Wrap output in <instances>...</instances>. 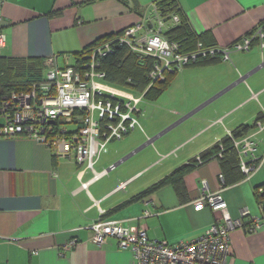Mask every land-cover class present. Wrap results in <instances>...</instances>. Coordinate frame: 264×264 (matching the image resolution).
<instances>
[{
  "label": "crops",
  "instance_id": "1",
  "mask_svg": "<svg viewBox=\"0 0 264 264\" xmlns=\"http://www.w3.org/2000/svg\"><path fill=\"white\" fill-rule=\"evenodd\" d=\"M156 2L0 0V32L6 36L0 64L10 58L58 56L60 66L74 65L76 53L88 45L152 18ZM176 2L180 15L207 44L229 46L264 23V0ZM263 61L264 48L254 41L250 51H234L230 60L178 71L161 94L171 92L176 110L152 123L144 120L145 128L111 141L94 170L72 156L54 155L34 138L0 137V264H136L132 250L120 247L117 239L95 243L91 226L100 219H114L124 226H143L150 238L171 244L194 240L221 216L196 205L204 180L207 191L222 192L233 218H239L243 209L263 217L264 201L257 192L264 184V129L258 123L237 138L249 136L255 143L245 158L252 154L260 158L248 178L244 174L238 179L237 173L224 177L220 158L213 157L192 166L180 192L167 184L144 195L175 169L264 113V65L253 71ZM243 75L242 81L225 90ZM177 125L171 137L157 140ZM149 139L154 140L147 149L129 159ZM241 148H246L244 141ZM126 181L124 188L120 186ZM146 210L152 214L144 216ZM248 220L244 218V226L231 234L229 264H264V226L251 230Z\"/></svg>",
  "mask_w": 264,
  "mask_h": 264
},
{
  "label": "built area",
  "instance_id": "2",
  "mask_svg": "<svg viewBox=\"0 0 264 264\" xmlns=\"http://www.w3.org/2000/svg\"><path fill=\"white\" fill-rule=\"evenodd\" d=\"M180 21L175 12L161 14L156 4L152 18L130 25L93 47L84 54L79 68L71 64L60 66L58 56L45 59L42 81L33 83L27 90L1 95L0 137L34 138L50 147L54 155L72 156L94 170L111 141L142 128L139 116L143 111L138 105L141 98L112 89L100 81L107 80L102 58L115 44L128 48L139 59L153 57L155 62L149 74L153 81L204 58L220 56L222 60H230L234 51H250L254 41L264 48V25H258L229 46L205 45L200 41L196 48L185 49L180 41L171 40L167 35L171 25ZM5 45L6 36L0 32V47ZM69 56L63 55L65 60ZM258 127L264 129V122H258ZM243 141L246 148L242 149ZM234 142L241 155L240 167L248 178L260 162L254 154L245 158L255 143L249 136ZM222 156L219 152L218 157ZM197 159L201 162L200 156ZM128 182L120 186L124 188ZM203 186L196 205L208 206L221 216L198 238L171 244L164 239L150 238L143 226H124L119 220L100 219L91 226L94 242L102 245L110 238L117 239L120 247L132 250L136 264H229L232 232L244 226V218L249 219L251 230L260 229L264 226V216H251L248 209H243L239 218H233L222 192L207 191L206 180ZM151 214L149 210L144 212V216ZM75 242L73 239L70 244Z\"/></svg>",
  "mask_w": 264,
  "mask_h": 264
},
{
  "label": "trees",
  "instance_id": "3",
  "mask_svg": "<svg viewBox=\"0 0 264 264\" xmlns=\"http://www.w3.org/2000/svg\"><path fill=\"white\" fill-rule=\"evenodd\" d=\"M156 4L161 14L166 15L175 12L180 16V23L171 25V28L167 31V35L171 40L180 41L185 49L196 48L197 43L200 41L205 45H215L207 44L201 36L196 35V33L192 31L187 19L180 15L181 11L176 0H157ZM259 25H264V23H260ZM114 36L115 35L103 37L76 53L77 63L74 64V66L79 68L85 53L106 39H110ZM215 60L222 59L220 56L209 57L198 60L190 65L208 63ZM44 62L45 60L41 58H10L4 60V62L0 64V97L13 90H27L33 83L42 81L45 77ZM154 62L155 60L153 57L139 59L133 55L128 48L118 44H115L112 51L102 58V66L107 73L106 79L109 82L135 88L144 93V96L150 100L157 99L167 89L172 77L177 73L167 72L164 79L153 81L149 74L153 68ZM258 121L264 122V113H262L254 123L241 125L239 129L224 138L221 143L215 145L214 148L207 149L201 155H198L201 158V162L197 159V156L194 160L186 163V165L180 166L155 183L144 192V195L167 184L174 185L178 192H180L184 175L192 166L201 164L209 158L218 157L219 152H222L223 155L220 160L224 169V177L227 178L229 173H237L238 179L243 178L244 173L240 168V158L234 140L256 129ZM221 145L223 148L220 147ZM262 188V191L257 192L260 201H264V184Z\"/></svg>",
  "mask_w": 264,
  "mask_h": 264
},
{
  "label": "rangeland",
  "instance_id": "4",
  "mask_svg": "<svg viewBox=\"0 0 264 264\" xmlns=\"http://www.w3.org/2000/svg\"><path fill=\"white\" fill-rule=\"evenodd\" d=\"M100 81L105 83V84H108V86L112 89H115V90L121 91V92H125V93H129V94H132L134 97L141 98L138 105L143 111V115L139 116V118H141L140 121H141L143 128H145L144 120H149V122L152 123L153 118L157 119V118H161L163 116L166 117L168 115V112L176 110L174 102L172 101V94H170L171 93L170 91L161 95L157 100H150V99L146 98L145 96H143L142 92H140L139 90H137L135 88L127 87L124 85H118V84H115L113 82H109L107 80L105 81V80L100 79ZM179 125H177L174 128L169 129L168 131H166L162 135L158 136L159 138L157 140L160 141L161 139H166V138L171 137V135L174 133V131H178L179 128H177V127ZM136 132H137V130L133 131L132 133H136ZM256 138H259V137L257 136ZM144 149L146 150L147 147L142 148L141 150H139L138 152L133 154L129 159L138 157V155H140V153L145 151Z\"/></svg>",
  "mask_w": 264,
  "mask_h": 264
},
{
  "label": "water",
  "instance_id": "5",
  "mask_svg": "<svg viewBox=\"0 0 264 264\" xmlns=\"http://www.w3.org/2000/svg\"><path fill=\"white\" fill-rule=\"evenodd\" d=\"M262 65H264V61L260 64V65H257L254 69H253V71H255V70H258ZM246 77V75H243V76H240L236 81H234L231 85H229L225 90H227V89H229V88H232L233 86H235L236 85V83H238V82H240V81H242L244 78ZM167 130H169V129H166V131ZM165 131V132H166ZM156 138V137H155ZM152 140H154V139H149L145 144H143V145H141L140 147H138L137 149H136V152L137 151H139L140 149H142L143 147H145L148 143H150ZM133 153H130V155H128V156H131ZM125 158H127V157H125ZM124 158V159H125Z\"/></svg>",
  "mask_w": 264,
  "mask_h": 264
}]
</instances>
